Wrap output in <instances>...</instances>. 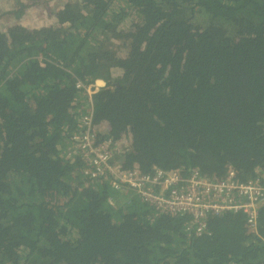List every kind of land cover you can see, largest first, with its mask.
Returning a JSON list of instances; mask_svg holds the SVG:
<instances>
[{
  "label": "trees",
  "instance_id": "obj_1",
  "mask_svg": "<svg viewBox=\"0 0 264 264\" xmlns=\"http://www.w3.org/2000/svg\"><path fill=\"white\" fill-rule=\"evenodd\" d=\"M56 19L0 30V264H264V205L258 236L241 214L186 235L67 155L75 83L103 80L92 128L126 136L123 169L264 175V0H81Z\"/></svg>",
  "mask_w": 264,
  "mask_h": 264
},
{
  "label": "built area",
  "instance_id": "obj_2",
  "mask_svg": "<svg viewBox=\"0 0 264 264\" xmlns=\"http://www.w3.org/2000/svg\"><path fill=\"white\" fill-rule=\"evenodd\" d=\"M75 87L84 91L89 105L79 119V127L70 136L67 155L83 161L80 172L84 178H108L113 195L127 196L126 205L134 199L148 206L153 211L151 221L160 216L184 218L186 235L209 234L210 217L241 214L249 231L258 236V211L264 205L263 174L242 181L230 168L219 177H208L198 169L187 174L161 168H154L150 173L137 168L123 169L116 157V142L107 138L98 144L97 132L92 128L91 94L98 87L80 81Z\"/></svg>",
  "mask_w": 264,
  "mask_h": 264
},
{
  "label": "flooded vegetation",
  "instance_id": "obj_3",
  "mask_svg": "<svg viewBox=\"0 0 264 264\" xmlns=\"http://www.w3.org/2000/svg\"><path fill=\"white\" fill-rule=\"evenodd\" d=\"M5 2L4 14L11 16L12 21L6 29L9 27L21 26L27 30H35L40 28L58 27V21L56 19L57 13L63 8L66 3H78L81 0H1ZM43 5L45 8V14L48 13L46 20H43L41 26L37 28H28L16 22L26 15V12L33 6ZM1 19V16H0ZM6 31V30H5ZM117 78V77H116Z\"/></svg>",
  "mask_w": 264,
  "mask_h": 264
},
{
  "label": "rangeland",
  "instance_id": "obj_4",
  "mask_svg": "<svg viewBox=\"0 0 264 264\" xmlns=\"http://www.w3.org/2000/svg\"><path fill=\"white\" fill-rule=\"evenodd\" d=\"M64 1V0H63ZM4 6H5V2L0 0V30H6V28L12 24L11 22L14 21V19L11 16L5 15L4 12ZM44 6L43 5H39V6H33L31 9H29L26 12V15L23 16L21 19L16 20L17 23L28 27V28H37L39 26H41V24L43 23V20H46V18L48 17V13L45 14V10H44ZM118 53L121 55L122 58H124L126 56V50L124 49H120L118 51ZM120 76H118L117 74V78H119ZM122 138V136L120 137ZM128 139L126 138V136H124L119 144L122 145V143L124 144H129V142L127 141ZM118 151V150H117Z\"/></svg>",
  "mask_w": 264,
  "mask_h": 264
},
{
  "label": "water",
  "instance_id": "obj_5",
  "mask_svg": "<svg viewBox=\"0 0 264 264\" xmlns=\"http://www.w3.org/2000/svg\"><path fill=\"white\" fill-rule=\"evenodd\" d=\"M94 84L96 87L100 88V87H103L105 85V82L103 80H96ZM116 86H118V85H116Z\"/></svg>",
  "mask_w": 264,
  "mask_h": 264
},
{
  "label": "crops",
  "instance_id": "obj_6",
  "mask_svg": "<svg viewBox=\"0 0 264 264\" xmlns=\"http://www.w3.org/2000/svg\"><path fill=\"white\" fill-rule=\"evenodd\" d=\"M122 138H123V137H122ZM122 138H121V139H122ZM119 142H120V139L116 142V148H118V149L120 150L122 145H120V144L117 145ZM122 144H123V143H122ZM126 145H127V144H126ZM127 146H129V145H127ZM116 157L119 158V155H116Z\"/></svg>",
  "mask_w": 264,
  "mask_h": 264
},
{
  "label": "clouds",
  "instance_id": "obj_7",
  "mask_svg": "<svg viewBox=\"0 0 264 264\" xmlns=\"http://www.w3.org/2000/svg\"><path fill=\"white\" fill-rule=\"evenodd\" d=\"M99 89V88H98Z\"/></svg>",
  "mask_w": 264,
  "mask_h": 264
}]
</instances>
